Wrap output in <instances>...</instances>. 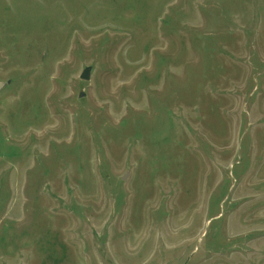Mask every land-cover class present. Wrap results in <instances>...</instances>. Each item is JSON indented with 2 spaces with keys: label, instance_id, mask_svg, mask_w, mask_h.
Masks as SVG:
<instances>
[{
  "label": "rangeland",
  "instance_id": "1",
  "mask_svg": "<svg viewBox=\"0 0 264 264\" xmlns=\"http://www.w3.org/2000/svg\"><path fill=\"white\" fill-rule=\"evenodd\" d=\"M0 82V264H264V0H0Z\"/></svg>",
  "mask_w": 264,
  "mask_h": 264
},
{
  "label": "water",
  "instance_id": "2",
  "mask_svg": "<svg viewBox=\"0 0 264 264\" xmlns=\"http://www.w3.org/2000/svg\"><path fill=\"white\" fill-rule=\"evenodd\" d=\"M90 66H86L84 67V69L82 70V72L80 73L79 77L83 80H89L90 78ZM5 85L4 82H0V88L3 87ZM80 96H82V94H80ZM125 178V176L123 177Z\"/></svg>",
  "mask_w": 264,
  "mask_h": 264
}]
</instances>
